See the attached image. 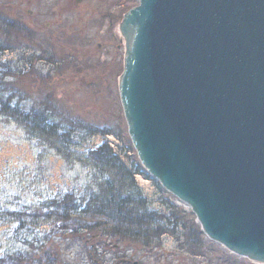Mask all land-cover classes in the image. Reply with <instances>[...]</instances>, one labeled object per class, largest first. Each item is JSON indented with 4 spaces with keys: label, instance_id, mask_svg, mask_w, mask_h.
<instances>
[{
    "label": "water",
    "instance_id": "1",
    "mask_svg": "<svg viewBox=\"0 0 264 264\" xmlns=\"http://www.w3.org/2000/svg\"><path fill=\"white\" fill-rule=\"evenodd\" d=\"M119 31L143 168L209 239L264 264V0H139Z\"/></svg>",
    "mask_w": 264,
    "mask_h": 264
},
{
    "label": "rangeland",
    "instance_id": "2",
    "mask_svg": "<svg viewBox=\"0 0 264 264\" xmlns=\"http://www.w3.org/2000/svg\"><path fill=\"white\" fill-rule=\"evenodd\" d=\"M138 5L139 0H85V55L70 65L36 63L37 53L28 45L0 49V95L12 97V105L24 110L46 109L60 127L54 137L30 132L0 115V264H41L47 255L58 264H95L97 259L117 264L126 256L140 264H255L209 239L191 208L140 163L119 94L125 57L119 25ZM110 11L117 19L115 39L104 37L107 29L98 17ZM76 16L70 12V22ZM5 43L0 34V46ZM99 45L105 48L99 50ZM64 133L73 144L66 143ZM105 144L129 170L141 167L145 174L136 175L138 192L148 212L164 218L166 233L148 247L106 236L93 239L81 231L73 234L60 216L65 211L51 208L67 195L81 200L99 192L109 174L88 156Z\"/></svg>",
    "mask_w": 264,
    "mask_h": 264
},
{
    "label": "trees",
    "instance_id": "3",
    "mask_svg": "<svg viewBox=\"0 0 264 264\" xmlns=\"http://www.w3.org/2000/svg\"><path fill=\"white\" fill-rule=\"evenodd\" d=\"M12 102V97L0 95V115L13 119L30 132L38 130L50 136H59L60 127L51 122L46 109L24 110L19 105L13 106ZM102 134L112 132L103 131ZM62 138L66 143H72L69 134L64 133ZM88 160L101 171H107L109 177L99 185V192L92 191L87 198L79 200L67 195L62 200L52 202L51 208L55 211L60 208L65 211L60 215L63 223H66L65 229L73 234L85 232L93 239L106 236L118 243H139L144 247L159 240L166 233L161 226L164 218L149 213L145 200L138 192L136 175L145 174L141 167L129 170L107 144L90 152ZM57 202L59 205H56ZM60 204H66V208ZM53 259L47 255L41 264H51Z\"/></svg>",
    "mask_w": 264,
    "mask_h": 264
},
{
    "label": "flooded vegetation",
    "instance_id": "4",
    "mask_svg": "<svg viewBox=\"0 0 264 264\" xmlns=\"http://www.w3.org/2000/svg\"><path fill=\"white\" fill-rule=\"evenodd\" d=\"M85 0H0V34L6 40L1 48H22L27 45L37 54L36 63L70 65V60L82 59L85 33ZM77 18L70 22V12ZM116 14V13H115ZM105 25L104 37L115 39L117 19L110 11L99 13ZM105 48L99 45V50ZM95 264H102L95 260ZM51 264H58L55 258ZM117 264H140L131 257L118 258Z\"/></svg>",
    "mask_w": 264,
    "mask_h": 264
},
{
    "label": "bare ground",
    "instance_id": "5",
    "mask_svg": "<svg viewBox=\"0 0 264 264\" xmlns=\"http://www.w3.org/2000/svg\"><path fill=\"white\" fill-rule=\"evenodd\" d=\"M253 263H255V264H259V263H256V262H253Z\"/></svg>",
    "mask_w": 264,
    "mask_h": 264
}]
</instances>
